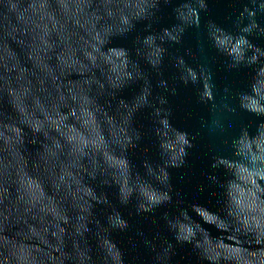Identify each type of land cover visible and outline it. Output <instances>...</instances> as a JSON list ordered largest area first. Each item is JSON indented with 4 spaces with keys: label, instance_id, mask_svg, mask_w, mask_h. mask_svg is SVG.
I'll return each mask as SVG.
<instances>
[{
    "label": "water",
    "instance_id": "water-1",
    "mask_svg": "<svg viewBox=\"0 0 264 264\" xmlns=\"http://www.w3.org/2000/svg\"><path fill=\"white\" fill-rule=\"evenodd\" d=\"M0 264H264V0H0Z\"/></svg>",
    "mask_w": 264,
    "mask_h": 264
}]
</instances>
